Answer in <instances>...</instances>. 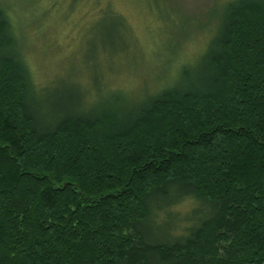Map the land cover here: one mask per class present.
Here are the masks:
<instances>
[{
	"label": "trees",
	"instance_id": "1",
	"mask_svg": "<svg viewBox=\"0 0 264 264\" xmlns=\"http://www.w3.org/2000/svg\"><path fill=\"white\" fill-rule=\"evenodd\" d=\"M80 1L107 2L66 14ZM223 7L203 69L130 104L115 83L37 100L24 16L0 6V264H264V0ZM187 197L194 223L151 236L152 202Z\"/></svg>",
	"mask_w": 264,
	"mask_h": 264
},
{
	"label": "rangeland",
	"instance_id": "2",
	"mask_svg": "<svg viewBox=\"0 0 264 264\" xmlns=\"http://www.w3.org/2000/svg\"><path fill=\"white\" fill-rule=\"evenodd\" d=\"M27 1L31 7L19 0H0V6L14 17L24 16L18 39L38 85L37 100L48 102L68 91L80 99L99 100L115 83L126 87L120 93L131 104L156 88L171 86L183 67L193 77L203 69L227 0H107L95 20L83 14L88 5L82 1L74 2L68 14L67 0ZM36 15L41 17L38 25L33 24ZM90 19L93 23L78 38L81 23ZM112 27L119 32L116 38ZM189 198L165 209V199L154 200L148 233L166 240L184 224H193L202 208Z\"/></svg>",
	"mask_w": 264,
	"mask_h": 264
},
{
	"label": "snow or ice",
	"instance_id": "3",
	"mask_svg": "<svg viewBox=\"0 0 264 264\" xmlns=\"http://www.w3.org/2000/svg\"><path fill=\"white\" fill-rule=\"evenodd\" d=\"M239 3L243 4V0H238Z\"/></svg>",
	"mask_w": 264,
	"mask_h": 264
}]
</instances>
